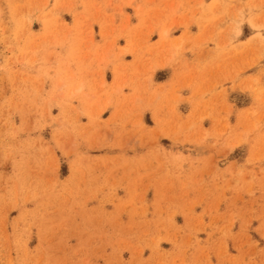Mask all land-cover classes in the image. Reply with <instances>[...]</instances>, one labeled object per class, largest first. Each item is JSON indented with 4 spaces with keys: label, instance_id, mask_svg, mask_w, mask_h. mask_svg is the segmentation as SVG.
<instances>
[{
    "label": "rangeland",
    "instance_id": "obj_1",
    "mask_svg": "<svg viewBox=\"0 0 264 264\" xmlns=\"http://www.w3.org/2000/svg\"><path fill=\"white\" fill-rule=\"evenodd\" d=\"M0 264H264V0H0Z\"/></svg>",
    "mask_w": 264,
    "mask_h": 264
}]
</instances>
